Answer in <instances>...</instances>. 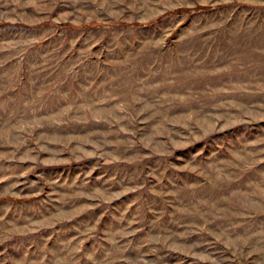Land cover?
Segmentation results:
<instances>
[{"label":"rangeland","instance_id":"rangeland-1","mask_svg":"<svg viewBox=\"0 0 264 264\" xmlns=\"http://www.w3.org/2000/svg\"><path fill=\"white\" fill-rule=\"evenodd\" d=\"M0 264H264V0H0Z\"/></svg>","mask_w":264,"mask_h":264},{"label":"trees","instance_id":"trees-1","mask_svg":"<svg viewBox=\"0 0 264 264\" xmlns=\"http://www.w3.org/2000/svg\"><path fill=\"white\" fill-rule=\"evenodd\" d=\"M197 10L205 11V10H210V8H199V9H197ZM189 12H191V11H187V13H189Z\"/></svg>","mask_w":264,"mask_h":264}]
</instances>
